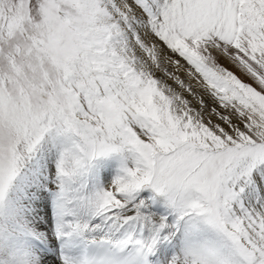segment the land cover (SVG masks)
Wrapping results in <instances>:
<instances>
[{"label": "snow or ice", "instance_id": "obj_1", "mask_svg": "<svg viewBox=\"0 0 264 264\" xmlns=\"http://www.w3.org/2000/svg\"><path fill=\"white\" fill-rule=\"evenodd\" d=\"M0 264H264V0H0Z\"/></svg>", "mask_w": 264, "mask_h": 264}, {"label": "bare ground", "instance_id": "obj_2", "mask_svg": "<svg viewBox=\"0 0 264 264\" xmlns=\"http://www.w3.org/2000/svg\"><path fill=\"white\" fill-rule=\"evenodd\" d=\"M230 66V65H229Z\"/></svg>", "mask_w": 264, "mask_h": 264}]
</instances>
